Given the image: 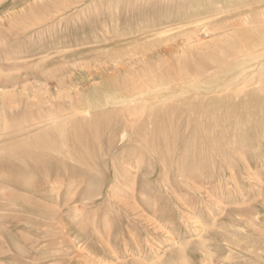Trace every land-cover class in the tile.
Instances as JSON below:
<instances>
[{
	"label": "rangeland",
	"instance_id": "rangeland-1",
	"mask_svg": "<svg viewBox=\"0 0 264 264\" xmlns=\"http://www.w3.org/2000/svg\"><path fill=\"white\" fill-rule=\"evenodd\" d=\"M0 264H264V0H0Z\"/></svg>",
	"mask_w": 264,
	"mask_h": 264
},
{
	"label": "bare ground",
	"instance_id": "bare-ground-1",
	"mask_svg": "<svg viewBox=\"0 0 264 264\" xmlns=\"http://www.w3.org/2000/svg\"><path fill=\"white\" fill-rule=\"evenodd\" d=\"M120 105V104H119ZM91 112V111H90ZM159 112V111H158ZM87 115V114H86ZM93 116V115H92ZM55 120V119H54ZM63 120V119H62ZM56 123V122H55ZM78 123V122H77ZM61 127V126H60ZM41 130V129H40ZM46 130V129H45Z\"/></svg>",
	"mask_w": 264,
	"mask_h": 264
}]
</instances>
